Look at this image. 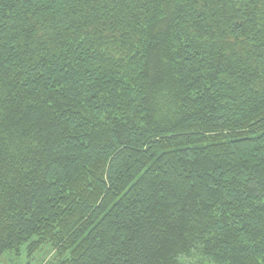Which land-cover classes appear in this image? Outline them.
<instances>
[{"label": "trees", "instance_id": "16d2710c", "mask_svg": "<svg viewBox=\"0 0 264 264\" xmlns=\"http://www.w3.org/2000/svg\"><path fill=\"white\" fill-rule=\"evenodd\" d=\"M264 264V0H0V257Z\"/></svg>", "mask_w": 264, "mask_h": 264}, {"label": "rangeland", "instance_id": "374dc122", "mask_svg": "<svg viewBox=\"0 0 264 264\" xmlns=\"http://www.w3.org/2000/svg\"><path fill=\"white\" fill-rule=\"evenodd\" d=\"M59 261L55 250L49 245L42 247L32 258L27 256L25 247L18 254L11 252L0 257V264H59Z\"/></svg>", "mask_w": 264, "mask_h": 264}]
</instances>
